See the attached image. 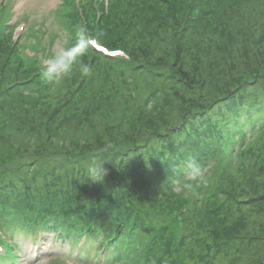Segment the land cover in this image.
I'll list each match as a JSON object with an SVG mask.
<instances>
[{
	"label": "trees",
	"instance_id": "1",
	"mask_svg": "<svg viewBox=\"0 0 264 264\" xmlns=\"http://www.w3.org/2000/svg\"><path fill=\"white\" fill-rule=\"evenodd\" d=\"M60 2L67 42L84 29L124 54L89 47V73L74 64L64 102L48 107L49 32L30 25L12 43L0 20V123L14 149L0 159V264L39 231L76 264H264V0H124L121 15L123 0ZM95 164L102 179L89 178Z\"/></svg>",
	"mask_w": 264,
	"mask_h": 264
},
{
	"label": "rangeland",
	"instance_id": "2",
	"mask_svg": "<svg viewBox=\"0 0 264 264\" xmlns=\"http://www.w3.org/2000/svg\"><path fill=\"white\" fill-rule=\"evenodd\" d=\"M9 1V4H6V2ZM1 3H5L4 5V11L8 10V17L10 18V22H16V19H18L17 24L14 26L13 29V38H18L22 31L24 30V33L31 34L30 32H27L26 28L27 26L33 25V28L40 30V28L44 31L45 33L49 32V39H47V35H42L41 38L45 40H50L51 42V48L50 51L53 50L54 48L60 47L67 42V38L65 35L61 34V31H63L62 27L58 26L55 21L53 20V12L59 7L60 5V0H0ZM10 7V9H8ZM127 9V6L123 3L121 6L117 9V14L116 15H121V13ZM68 16V15H65ZM240 17H243L241 19V25L244 30H246L248 27L253 26L254 18L255 15L251 14L250 8L248 6H245L240 9ZM5 25V23H4ZM23 28V30L21 29ZM54 34V37L52 38V35ZM30 36V35H29ZM92 38V37H91ZM40 39V40H42ZM169 40V36H167L164 39H160L159 41H155L153 43L154 47H156L157 53L162 54L163 53V48H166L165 45H167V42ZM46 43V42H45ZM44 44V41H43ZM48 48V47H46ZM29 50L30 48L23 47L22 51L24 54L29 55ZM30 56V55H29ZM37 57H40L38 54H36ZM48 57V56H47ZM45 57V58H47ZM44 57L39 60V66L40 67H45L46 66V60ZM38 82L44 81L47 85H50L52 81H48L43 78L42 75H39ZM64 75L60 79L56 80L55 84H53L50 88V92L52 95L49 100L46 99L48 102V107H50V103L52 104L51 107H53L55 104H62L65 100V93H64V81L63 79L65 78ZM90 81V76L87 80V84ZM57 85L59 88L61 87L62 92L60 93L57 88ZM94 85L95 83L92 81L91 87L86 90V93H89L90 91L94 90ZM18 89H16V92ZM15 92V93H16ZM28 91L23 90L22 94L23 97L24 95L27 94ZM46 94V93H42ZM16 95V94H15ZM13 98L17 100H21L17 95L13 96ZM47 98V97H46ZM7 102V100H5ZM0 108H5L4 101H0ZM46 104H39L36 106H32L31 104L28 103V108H46ZM41 109H36L30 110L29 113L27 114V117L30 118L32 116H35L37 113H39ZM36 112V113H35ZM175 117V114L173 115V119L177 120ZM5 123H0V159L3 154H9V151H14V149L10 148L8 144H4L2 141V137H4V127ZM17 139H23V136L17 135ZM17 158V157H16ZM54 158V156H52ZM56 158V157H55ZM21 162V160H14L12 164L9 165L11 167H15ZM38 245L40 251H33L34 250V243L32 242H26L24 245H22L21 249L16 253V259L14 261V264H76L78 261L82 260L81 259H74L76 255V251H70L71 249L69 248L68 245L62 244V247H60L59 243L55 241V235L52 234L51 232H43V235L38 239V241L35 243ZM81 247V245H79ZM78 248V246H77ZM28 252H31L30 255H28ZM42 252V256H40ZM86 264H97V259L95 257L91 258L86 262Z\"/></svg>",
	"mask_w": 264,
	"mask_h": 264
},
{
	"label": "clouds",
	"instance_id": "3",
	"mask_svg": "<svg viewBox=\"0 0 264 264\" xmlns=\"http://www.w3.org/2000/svg\"><path fill=\"white\" fill-rule=\"evenodd\" d=\"M92 43L93 39L84 29H80L74 41H69L50 51L45 62L46 66L42 68L41 74L43 78L48 81L58 80L71 72L73 65L77 63H79L82 73L87 75L89 73V67L84 63L83 58L88 53ZM188 168L194 171L200 170V166L196 162H190ZM89 178L94 180L102 179L101 164H95L90 169Z\"/></svg>",
	"mask_w": 264,
	"mask_h": 264
}]
</instances>
